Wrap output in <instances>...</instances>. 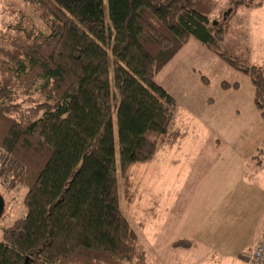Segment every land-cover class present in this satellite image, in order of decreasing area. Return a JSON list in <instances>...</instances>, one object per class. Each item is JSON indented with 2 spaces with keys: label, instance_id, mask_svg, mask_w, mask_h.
<instances>
[{
  "label": "trees",
  "instance_id": "16d2710c",
  "mask_svg": "<svg viewBox=\"0 0 264 264\" xmlns=\"http://www.w3.org/2000/svg\"><path fill=\"white\" fill-rule=\"evenodd\" d=\"M22 1L34 16L7 1L0 31V180L27 189L26 216L3 231L0 264H147L120 183L131 196V168L187 137L156 76L194 40L249 77L264 118V67L223 49L220 0Z\"/></svg>",
  "mask_w": 264,
  "mask_h": 264
},
{
  "label": "rangeland",
  "instance_id": "374dc122",
  "mask_svg": "<svg viewBox=\"0 0 264 264\" xmlns=\"http://www.w3.org/2000/svg\"><path fill=\"white\" fill-rule=\"evenodd\" d=\"M7 1L34 16L22 0H0V31ZM232 9L220 0L212 16L218 25L227 20L231 26L223 49L264 67V6L236 14ZM155 81L175 99L178 128L187 137L162 148L151 163L131 168V196L120 183L121 210L146 250L147 264H249L264 237V118L251 80L192 40ZM223 83L239 88L223 89ZM114 135L119 159L115 116ZM3 181L0 241L6 228L26 216L27 189ZM177 242L191 247L174 248Z\"/></svg>",
  "mask_w": 264,
  "mask_h": 264
},
{
  "label": "built area",
  "instance_id": "2783aa9c",
  "mask_svg": "<svg viewBox=\"0 0 264 264\" xmlns=\"http://www.w3.org/2000/svg\"><path fill=\"white\" fill-rule=\"evenodd\" d=\"M249 264H264V238L255 246L249 256Z\"/></svg>",
  "mask_w": 264,
  "mask_h": 264
},
{
  "label": "water",
  "instance_id": "95a60500",
  "mask_svg": "<svg viewBox=\"0 0 264 264\" xmlns=\"http://www.w3.org/2000/svg\"><path fill=\"white\" fill-rule=\"evenodd\" d=\"M217 23H214V25H216ZM4 209H5V202H4V199L3 197L1 196L0 194V219L2 217V214L4 212Z\"/></svg>",
  "mask_w": 264,
  "mask_h": 264
},
{
  "label": "crops",
  "instance_id": "0c3cea01",
  "mask_svg": "<svg viewBox=\"0 0 264 264\" xmlns=\"http://www.w3.org/2000/svg\"><path fill=\"white\" fill-rule=\"evenodd\" d=\"M262 169H263V162H260L259 165L257 166V170H258V171H262ZM263 238H264V237H263ZM263 238H262V239H263ZM262 239H261V240H262ZM261 240H260V241H261ZM260 241H259V242H260ZM259 242H258V243H259ZM258 243H257V244H258ZM189 251H191V250H189Z\"/></svg>",
  "mask_w": 264,
  "mask_h": 264
}]
</instances>
